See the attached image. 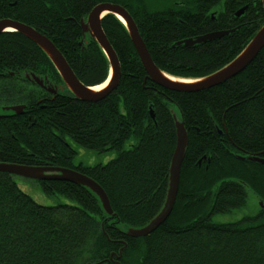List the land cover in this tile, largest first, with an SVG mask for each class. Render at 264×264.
I'll return each mask as SVG.
<instances>
[{
  "label": "trees",
  "instance_id": "obj_1",
  "mask_svg": "<svg viewBox=\"0 0 264 264\" xmlns=\"http://www.w3.org/2000/svg\"><path fill=\"white\" fill-rule=\"evenodd\" d=\"M102 2L122 6L154 64L179 79L224 66L264 23V0H172L155 10L144 0H0V19L44 34L75 76L95 87L106 80L108 61L80 22ZM101 26L121 75L114 91L96 102L75 98L26 36L0 34V107L25 106L21 114L0 116V163L74 168L103 188L114 214L108 217L86 188L62 180L37 182L71 202L41 205L19 189L17 178L0 172V264H264V210L231 222L212 220L243 207L246 188L264 202V164L240 158H264V46L223 83L177 92L146 77L119 19L108 13ZM213 31L227 33L189 47L176 44ZM19 69L63 89L42 102L54 95L22 79ZM171 108L188 135L174 206L155 230L133 238L118 224L144 226L165 199L176 144ZM66 136L98 153L113 150L115 157L74 166Z\"/></svg>",
  "mask_w": 264,
  "mask_h": 264
},
{
  "label": "water",
  "instance_id": "obj_2",
  "mask_svg": "<svg viewBox=\"0 0 264 264\" xmlns=\"http://www.w3.org/2000/svg\"><path fill=\"white\" fill-rule=\"evenodd\" d=\"M246 6L239 8L235 14H241ZM104 13H113L124 24L132 45L139 57L141 65L145 70L146 77L157 84L158 86L177 92H196L205 90L223 83L231 77L241 72L256 56L260 49L264 46V23L256 30L253 37L244 46V48L227 64L218 68L214 72L207 74L200 78L190 79L188 81H181L177 77L166 74L159 69L152 61L148 50L142 41V38L138 32L135 22L129 13L120 6L114 5L109 2L98 3L89 13L86 21L81 20L80 25L82 33H89L90 37L101 48L104 53L109 66V76L107 78L106 85L100 89L94 90L93 87L84 85L73 73L64 56L54 46V44L42 33L36 31L33 27L21 23L9 18L0 19V34L7 32L9 29H13L16 32L26 36L28 39L34 42L49 58L58 75L60 76L65 87L75 96V98L86 101L96 102L114 91L118 86L120 79V66L115 51L110 45L101 26V20ZM227 31H213L195 38H187L182 41H178L176 44H183L186 47L206 42L220 37L226 34ZM29 78V75L26 73ZM30 80L43 88L53 92L52 86L47 83L46 77H39L31 73ZM21 106H11L2 108L5 111H13L14 113H20ZM175 131H176V144L169 163L168 168V181L165 199L159 212L144 226L132 227L125 224H118L117 228L125 235L138 238L143 237L153 230H155L163 221L167 219L172 208L174 206L178 185L180 166L187 148L188 135L184 127V122L181 114L178 110L170 109ZM153 117L152 113H150ZM0 116H7L6 114H0ZM240 158L264 164V159L259 156H241ZM0 172L15 175L33 180H62L74 183L76 185L86 188L92 193L99 201L102 211L110 218L114 216L110 203L103 188L88 176L69 168L63 167H49L39 168L33 166L17 165L12 163H0ZM250 189V188H247ZM246 189V192H247ZM251 190V189H250ZM252 191V190H251ZM253 192V191H252ZM254 194V193H253ZM255 195V194H254ZM259 200V210H264V202L257 196Z\"/></svg>",
  "mask_w": 264,
  "mask_h": 264
},
{
  "label": "rangeland",
  "instance_id": "obj_3",
  "mask_svg": "<svg viewBox=\"0 0 264 264\" xmlns=\"http://www.w3.org/2000/svg\"><path fill=\"white\" fill-rule=\"evenodd\" d=\"M165 1L171 2L172 0H144V3L148 5L149 8L155 10L157 8L162 7L165 4ZM219 8H221V4L218 5L217 9ZM6 113L7 111L3 110L0 107V114H6ZM132 140L133 139H130L127 142H131ZM68 141L73 145L76 151L75 157L73 159L74 165H78L80 163L86 166L106 164L115 157V151L113 150L98 153L96 151L88 150L77 145L69 138ZM16 183L21 191L29 195L36 203H39L41 205L52 206L57 204L58 202H67V203L71 202L63 196L50 195L48 192H46V190H44L43 187L41 188L40 184L37 181L33 179H27V178L21 179L17 177ZM245 187L246 186H244V189ZM259 209H260L259 200L255 197V195L250 189H247L246 203L243 207L237 209V211H234L232 214L213 215L212 220L231 222L240 219L244 216H254L258 213Z\"/></svg>",
  "mask_w": 264,
  "mask_h": 264
},
{
  "label": "flooded vegetation",
  "instance_id": "obj_4",
  "mask_svg": "<svg viewBox=\"0 0 264 264\" xmlns=\"http://www.w3.org/2000/svg\"><path fill=\"white\" fill-rule=\"evenodd\" d=\"M246 7H247V4L245 5ZM30 69H24V70H18V72H22L21 74H19L18 73V75L22 78V79H24V80H27V81H29L30 80V77H31V73H28V72H30L29 71ZM26 73L29 75V78H28V76L26 75ZM14 74V73H13ZM42 78V77H41ZM31 81V80H30ZM29 81V82H30ZM49 86H52V89H53V95L54 96H46L44 99H42V102L43 101H47V100H49V99H53L54 97H56L57 95H59L60 94V91L63 89V87H62V85H49ZM42 87V86H41ZM42 89H43V91H45V93H50L51 91H49V90H47V88H43L42 87ZM51 93V94H52ZM16 106H20V105H16ZM21 107L22 108H20L21 110H20V113L19 114H21L23 111H24V108H25V106L24 105H21ZM4 108V107H3ZM14 112L13 111H7V113H6V115H9V114H13ZM17 114V113H16ZM66 139H64V143L68 146V147H70V148H72V150H73V155H72V157H71V159H70V161L73 163V159H74V157H75V154H76V151H75V149H74V147H73V145L68 141V138L69 139H71L72 140V138L71 137H69V136H66L65 137ZM73 141V140H72ZM74 142V141H73ZM75 143V142H74ZM261 157V156H260ZM262 158V157H261ZM12 164H14V163H12ZM81 164V163H80ZM17 165H25V164H17ZM73 165H74V163H73ZM83 165V164H82ZM25 166H33V167H39V168H49V167H52V166H49V165H47V163H44V164H38V165H25ZM74 166H76V165H74ZM63 168H69V169H73V170H76V169H74V168H70V167H63ZM76 171H78V170H76ZM79 172V171H78ZM81 173V172H80Z\"/></svg>",
  "mask_w": 264,
  "mask_h": 264
},
{
  "label": "bare ground",
  "instance_id": "obj_5",
  "mask_svg": "<svg viewBox=\"0 0 264 264\" xmlns=\"http://www.w3.org/2000/svg\"><path fill=\"white\" fill-rule=\"evenodd\" d=\"M112 4H114V3H112ZM96 5H97V4H96ZM96 5H95V6H96ZM114 5L120 6V5H118V4H114ZM95 6H93L92 9H93ZM120 7H122V6H120ZM92 9H91V10H92ZM91 10L88 12L87 16H88L89 13L91 12ZM104 14L106 15V14H108V13H104ZM109 14L114 15L116 18L118 17V16H116V15L113 14V13H109ZM105 15H104V16H105ZM87 16H86V18H87ZM104 16H103V17H104ZM117 19H118V18H117ZM35 30H36V29H35ZM8 31H15V30H13V29H9ZM36 31H37V30H36ZM179 80H181V81H188L189 79H181V78H180ZM106 83H107V82H103V83L99 84L98 86H95L96 89L94 88V86H93V88H94V90L100 89V88L104 87V86L106 85ZM50 93H52V92H50ZM52 94H53V93H52ZM263 159H264V158H263ZM260 164H262V163H260Z\"/></svg>",
  "mask_w": 264,
  "mask_h": 264
}]
</instances>
